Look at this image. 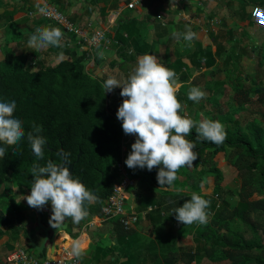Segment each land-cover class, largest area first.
Instances as JSON below:
<instances>
[{
    "label": "trees",
    "instance_id": "trees-1",
    "mask_svg": "<svg viewBox=\"0 0 264 264\" xmlns=\"http://www.w3.org/2000/svg\"><path fill=\"white\" fill-rule=\"evenodd\" d=\"M244 4H250L251 11L248 12ZM258 4L264 6V0H242V14L252 16ZM139 34L140 28L135 23H118L112 42L118 56L110 62L111 67L123 69L128 65L135 66L140 55L151 51L159 63L175 71L177 80L185 81L192 69H202L215 62L211 52L201 44L186 55L176 48L175 58L170 59L167 52L158 54L157 42L148 39L141 42ZM187 44L185 41L184 47ZM62 53L71 58H63L52 65H37L33 63L31 54L4 48V57L0 60V102L15 100L17 107L14 116L22 120L25 137L16 146L0 142V147L6 149L5 156L0 157V201L13 191L10 176H16L18 185L30 193L33 179L31 167L34 164L44 166L49 160L59 164L63 161L61 154L69 153L68 160L74 163L73 177L83 179L90 192L96 188L99 198H103L90 208L91 213L101 215L114 192V186L123 179L117 164L126 160L124 147L127 137L131 136L125 135L122 122L117 119L120 101L123 102L121 88L113 90L116 98L111 103L112 92L106 93L102 88L105 79L95 76L88 67L95 51L78 52L77 48H69L62 50ZM117 95L120 97L117 98ZM33 122L41 127L40 135L46 141L42 159L33 154L27 141V132L32 130ZM224 128L227 137L219 145L198 139L195 128L186 137L195 144L194 151L198 154L193 165L187 167L199 174L198 183L190 177L184 188L177 185V179L171 186L160 187L156 178L158 168L148 171L146 168L129 169L126 166L129 175L139 179V187H148L147 183L150 182L159 190L151 193L142 189L138 191L136 207L141 212L153 207L145 215V222L154 227L157 235L152 237V234L140 230H126L120 219H109L105 222L110 223L108 231H111L115 244L99 245L96 242L104 232H97L95 237H100L95 238L78 257L83 262L95 260L98 264H202L204 259L212 264H264V259L259 257L264 253V229H258L254 223L247 221L253 210L264 212V126L252 122L248 130H244L233 122ZM14 148L19 150L17 154L13 152ZM130 151L131 148H128V154ZM80 152L82 155L78 158ZM225 164L234 166L243 178L237 193L239 201L234 207L221 193V181L225 175L222 166ZM199 165L202 167L198 168ZM211 179L217 181L214 193L209 192ZM100 182L102 184L99 185ZM198 190L210 201L206 210L208 223L183 225L176 220L174 210ZM254 194L261 197V207H257L258 203L252 200ZM0 216H5L1 209ZM240 221L250 223L255 232L254 238L247 240L238 230ZM71 225L72 222L67 232L71 230ZM166 225L167 230H164ZM1 226L0 223V235L4 233ZM222 229L226 232H221ZM15 239H18V234ZM249 253L256 256L251 257ZM39 255L45 257L44 253L40 252Z\"/></svg>",
    "mask_w": 264,
    "mask_h": 264
},
{
    "label": "clouds",
    "instance_id": "clouds-1",
    "mask_svg": "<svg viewBox=\"0 0 264 264\" xmlns=\"http://www.w3.org/2000/svg\"><path fill=\"white\" fill-rule=\"evenodd\" d=\"M195 33L173 32L176 39L183 38L189 44ZM63 32L58 27L39 26L28 39V49L37 53L52 47H63ZM174 70L158 62L155 54H143L137 59L136 67L129 77L121 83L114 76H109L102 88L112 92L120 87L123 102L119 105L117 119L122 122L125 135H135L125 164L129 169L158 168L157 182L160 187L171 186L178 178L177 172L182 167H191L198 154L195 144L186 137L195 128L198 139L222 144L226 137L224 125L219 120L204 119L196 122L187 115L181 114L183 105L177 97L178 84ZM205 93L198 87L188 92V99L199 102ZM16 102H0V142L8 146H16L25 137L22 120L14 116ZM42 129L33 122L32 130L27 132V141L37 158L44 157L45 139L40 135ZM14 148L13 152L18 153ZM6 149L0 147V157H4ZM64 163L57 165L51 160L44 166L34 164L30 172V194L24 196L31 208L42 210L51 203L49 223L54 228L64 224L67 217L79 223L86 215L85 204L90 203L94 194L78 178L70 172L69 153L61 154ZM19 203V202H17ZM210 201L201 194L192 192L190 199L174 210L176 220L183 225L193 223L207 224V208ZM76 256L82 254L79 243L73 248Z\"/></svg>",
    "mask_w": 264,
    "mask_h": 264
},
{
    "label": "crops",
    "instance_id": "crops-1",
    "mask_svg": "<svg viewBox=\"0 0 264 264\" xmlns=\"http://www.w3.org/2000/svg\"><path fill=\"white\" fill-rule=\"evenodd\" d=\"M129 1L130 0H0V60L4 57L5 47H9L18 53L27 52L31 54L33 63L37 65H52L63 58H71L70 55L62 53L64 49L77 48L78 52H80V50L85 51L76 37L68 36L65 33H63L61 41L63 47L50 46L40 50L38 53L35 50L28 49V39L37 27H57L53 22L42 19L39 16L35 18L30 17L28 11L35 9L40 4H56L64 12L69 14L79 25L86 27L92 24L94 28L105 30L112 39V42L119 22L135 23V26L140 28L138 39L141 42L145 39H148L150 42H157L158 54L162 55L167 52L170 59L175 58L176 48L182 50L184 55H186L192 52L195 46L201 44L206 50L211 52L215 62L210 66H204L202 69H195V71L192 69L188 79L185 81L177 80L178 89L181 91L191 85L196 86L197 83L195 79L198 75L209 72L210 70L213 72L216 69V64L218 63L217 55H220L225 49V47H223L225 44L223 40H226L227 37V31L224 28L220 29L218 25L223 23L222 27L230 28L231 25L229 24L230 26H228L227 23L228 11L237 9L242 10V2H240V0H144L142 5L136 9L128 8L127 4ZM257 6L261 7L263 13L264 8L262 7L264 6L260 4ZM251 8L250 4L246 5V10L248 12L251 11ZM134 10H137V13H135ZM219 10L224 14L223 16ZM159 11L162 12L164 16L159 15L160 20H158V22H153L155 16L151 12ZM209 14L212 16H209ZM221 16L226 20L222 22L220 19ZM183 24H185L186 28L180 33L191 30L196 34L193 41L187 44V47H184L185 41L182 37L176 39L172 36L174 28L181 27ZM127 34L128 33L125 32L126 37H128ZM239 38L241 39V37ZM242 44L243 43L237 41V46H240L238 48H243ZM111 46V49L97 48L94 50L97 56L96 59L98 58L101 60V63H99L100 61H96L95 55H93V58L88 63V67L92 70L94 75L102 76V73H107L108 69L112 70L111 73L115 70H123L119 67L113 68L110 66V62L118 56L117 49ZM149 54H152V52L149 51ZM113 95L114 91L110 94V98L113 97ZM119 97L120 96L117 95V98ZM132 139V135L129 139L127 137L126 144ZM137 192L136 186L130 192L136 205L138 200ZM37 215L40 216L43 224L49 225V212L37 213ZM27 217L30 219L33 216ZM85 217L86 221L81 228L73 226V222L71 221V230L69 232L66 230L58 234L56 237L57 243L55 249L53 248L51 240L52 232H50V238L47 241L44 251L41 253H44L45 257L52 256L55 252L59 251L60 247L65 246L66 243H70L68 246L72 249L77 243H79L82 250L87 249L95 238L98 239L100 237H95V235L97 232L101 231L104 233L96 243L101 246L104 245V241H106L108 245L115 244L116 241L111 231L101 229L104 224L98 226L96 232L88 225L90 222L96 220L97 215L91 213L85 215ZM143 219H145V216ZM26 221L27 224L25 223ZM35 221L34 219L30 220V222L24 220V222L18 221V223L17 221L15 223L8 221L9 224L7 228L1 223V228L4 230V233L0 235V251L3 250L4 253L0 255V264H12L8 262L7 256L17 245H21L29 252L36 254L28 249L29 247L34 248L28 235L31 234L34 242L40 245L45 240L46 234L44 230L37 228ZM147 224L149 223H146V225ZM8 227H10V232L8 231ZM151 228H153L152 230L154 231L152 237H155L158 232L154 230L153 226H151ZM135 229L138 230V227ZM163 229L165 230V227H163ZM142 231L144 232V229ZM145 233H147V229ZM16 234H18V239H15ZM39 253L40 251H38V254ZM124 259L125 258H123V260ZM91 262L98 264L95 260H89L83 263L89 264ZM120 263L122 262L118 264ZM151 263L152 262H147L145 264ZM129 264H141V262H130Z\"/></svg>",
    "mask_w": 264,
    "mask_h": 264
},
{
    "label": "rangeland",
    "instance_id": "rangeland-1",
    "mask_svg": "<svg viewBox=\"0 0 264 264\" xmlns=\"http://www.w3.org/2000/svg\"><path fill=\"white\" fill-rule=\"evenodd\" d=\"M240 2H242V0H240ZM134 12L137 13V10H134ZM219 12L221 11L219 10ZM151 13H153L155 16L153 22H158V20H160L159 15L164 16L163 13L160 11ZM221 15L223 16L224 14L221 12ZM222 16L220 17V19L223 22L226 19ZM263 16L264 14L262 13V11L257 16L253 17L251 16V14L244 16L242 14V10L239 9L234 11H228L227 23L228 26L231 25L230 28L222 27L223 23L218 25L220 29L224 28L227 31V37L226 40H223L225 42V44L223 45L225 49L220 55H217L218 63L216 64V69L213 72H211L210 70L209 72H205L201 75H198L195 79L197 83L196 86L191 85L182 89L181 91H179V89L177 91V97L183 105V108L181 109V114L187 115L189 118L196 122H199L204 119L219 120L224 125V127L228 126L230 123L235 122L238 123L244 130H248L249 124H251L252 122L257 125H260V127L261 125L264 126ZM185 28V24H183L181 27L174 28V31L180 33ZM239 37H241V39ZM237 41L243 43V48H238L240 46H237ZM99 63H101V61ZM135 66L134 64L128 65L123 68V70H115L112 73V70L108 69L107 73H102V76L96 74L95 76L104 78L105 80L109 76H114L116 79L121 81V83H123L134 70ZM193 87H198L205 93V96L198 103L188 99V92ZM115 98L116 93L114 92L113 97L110 98V102L112 103ZM129 138L130 136H128V139ZM130 141L134 142L135 139H132ZM130 141L126 144L124 148L125 153H127L126 158L128 156V148H131L132 145V142ZM201 167V165L198 166V168ZM222 170L225 175L221 181L223 187L221 193L232 202L231 207H234L238 204L239 201V195L237 193L241 187L243 178L241 175H239L238 170L232 165L225 164L222 166ZM177 177V185L180 188H184V185L189 182L190 177H192L194 182L198 183L200 176L198 173H194L193 170L190 171V169L186 167L180 170ZM9 178L13 184V191L6 199L0 201V209L5 215V217L2 218L0 216V223H2L7 228L9 224L8 221H11L13 223L17 221L18 223V221L24 222V220H28V222H30V220L34 219L35 221L36 219L35 224L37 228H41L42 226L39 222V216L37 215L40 209L29 207L26 199H24V196L30 193H28L24 187L18 185V178L16 176H10ZM216 182L217 181L215 179L209 180L210 193H214V186ZM147 185L148 187H139V179H136L137 191H141L142 189V191L146 193H151L153 191L159 192V190L155 189V187L150 182H148ZM197 193L201 195L203 194V192L200 190H198ZM130 197L131 198L129 202H134L132 195H130ZM252 198L253 201H256L258 203L257 207L262 206V202H260L259 200L261 199V197L259 195L254 194ZM50 208L51 203L45 206L41 212H49ZM27 216L33 217L28 219ZM85 221L86 217H84L79 223L73 222V226L81 228ZM247 221L254 223L258 229L263 230L264 212H254L253 210V212L248 215ZM25 223L27 224V221ZM101 224H104L101 229L108 230L111 228L110 223L101 222L99 220L96 221V224L90 228L94 232H96L98 230V226H100ZM137 227L138 230H140L141 232H143L142 230L144 229V233L147 229V234H153L154 232L152 230L153 228H151L149 224L146 225L145 219H143V217L141 218V221ZM167 227L168 226L166 225L165 230H167ZM238 227V230L245 236L247 240L255 237L254 229L251 227L250 223L247 224L245 222L240 221ZM175 231H177V227H175ZM221 232L226 231L225 229H222ZM103 244V246L108 245L106 241H104ZM28 249L35 252L36 256L39 255L36 249L32 247H29ZM3 253V250H1L0 255H2ZM248 255L251 257L256 256L252 253H249ZM259 257H262L264 259V253L260 254ZM202 264L212 263L209 260L204 259L202 261ZM218 264H230V262Z\"/></svg>",
    "mask_w": 264,
    "mask_h": 264
},
{
    "label": "built area",
    "instance_id": "built-area-1",
    "mask_svg": "<svg viewBox=\"0 0 264 264\" xmlns=\"http://www.w3.org/2000/svg\"><path fill=\"white\" fill-rule=\"evenodd\" d=\"M143 1L130 0L127 6L129 9H136L142 5ZM261 11V7L256 6L253 10V16H257ZM28 15L32 18L39 16L53 22L63 33L76 37L85 50L93 52L97 48L107 49L112 44V39L105 30L94 28L92 24L86 27L79 25L56 4H40L35 9L29 10ZM117 168L122 173L123 179L114 186V192L103 207L102 214L97 215L96 220L88 224L90 227L94 226L98 220L105 222L109 219L118 218L126 230H132L137 228L141 218L153 209L150 206L145 211H137L136 203L129 202L130 192L136 186V180L129 175L125 159L117 164ZM7 260L12 264H85L73 253L70 246L60 247L59 251L52 256L40 257L29 252L23 246L17 245L8 254Z\"/></svg>",
    "mask_w": 264,
    "mask_h": 264
},
{
    "label": "water",
    "instance_id": "water-1",
    "mask_svg": "<svg viewBox=\"0 0 264 264\" xmlns=\"http://www.w3.org/2000/svg\"><path fill=\"white\" fill-rule=\"evenodd\" d=\"M263 13H264V10H263ZM120 103H122V102L120 101ZM132 138H133V139H136V136H135V135H132ZM60 153H62V150H60ZM81 155H82V152L79 153L78 158H80ZM63 163H64V159H63V161H62L61 163H59V164H57V165H61V164H63ZM69 169H70V172H71L72 175H73L74 163H71V164L69 165ZM81 181L84 183V180H83V179H81ZM100 184H102V182H100L99 185H100ZM92 193L94 194V197H97L96 188L93 189ZM92 200H93V199H92ZM91 203H92V201H91L90 203H86V204H85L86 214H89V213H90V205H91ZM39 222H40V224H41V226H42L41 228L44 230V232H45V234H46V238H45V240H44L40 245H38V244L35 243L34 240L32 239L31 234H29L28 236H29V239H30V241H31V243H32V246H33L36 250H38V251H40V252H43V251H44V248H45V246H46V244H47V241H48V239L50 238V232H52V238H51V240H52L53 248L55 249V247H56V243H57V241H56L57 238H56V237L58 236L59 233L64 232V231H66V230L68 229L69 224H70V222H71V217H67V218L65 219L64 224L61 225L59 228H54V227H52V226L50 225V223H49V225H45V224H43V223L41 222L40 216H39Z\"/></svg>",
    "mask_w": 264,
    "mask_h": 264
},
{
    "label": "flooded vegetation",
    "instance_id": "flooded-vegetation-1",
    "mask_svg": "<svg viewBox=\"0 0 264 264\" xmlns=\"http://www.w3.org/2000/svg\"><path fill=\"white\" fill-rule=\"evenodd\" d=\"M102 200H103V198H99V196L97 195V197H94V198H93L91 205H92V204H95L96 202H101ZM91 205H90V208H91ZM49 214H50V216H51V208H50ZM89 214H91V212H90ZM86 215H87V214H86ZM42 230H43V229H42Z\"/></svg>",
    "mask_w": 264,
    "mask_h": 264
},
{
    "label": "bare ground",
    "instance_id": "bare-ground-1",
    "mask_svg": "<svg viewBox=\"0 0 264 264\" xmlns=\"http://www.w3.org/2000/svg\"><path fill=\"white\" fill-rule=\"evenodd\" d=\"M66 245L68 246V245H69V243H66V244H65V246H66Z\"/></svg>",
    "mask_w": 264,
    "mask_h": 264
}]
</instances>
